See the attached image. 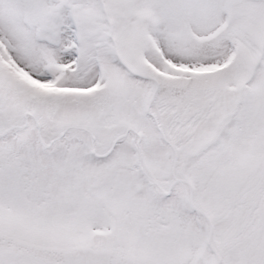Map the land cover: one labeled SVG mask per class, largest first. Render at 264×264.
Here are the masks:
<instances>
[{
	"label": "snow or ice",
	"instance_id": "1",
	"mask_svg": "<svg viewBox=\"0 0 264 264\" xmlns=\"http://www.w3.org/2000/svg\"><path fill=\"white\" fill-rule=\"evenodd\" d=\"M0 264H264V0H0Z\"/></svg>",
	"mask_w": 264,
	"mask_h": 264
}]
</instances>
